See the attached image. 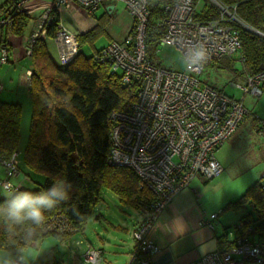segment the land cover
I'll list each match as a JSON object with an SVG mask.
<instances>
[{
    "label": "built area",
    "instance_id": "1",
    "mask_svg": "<svg viewBox=\"0 0 264 264\" xmlns=\"http://www.w3.org/2000/svg\"><path fill=\"white\" fill-rule=\"evenodd\" d=\"M27 1L19 0L13 12L23 10ZM198 2L174 0L165 6V17L159 21L164 33L158 47L172 46L180 51L186 61L184 71L159 66L148 56L150 0H53L32 21L29 54L35 40L47 35L54 15L63 9L77 5L94 13L103 4L123 3L133 17V28L126 41L111 42L94 55L95 61L109 65L111 73L118 75L124 85L134 83L137 87L131 110H114L110 114L112 146L108 159L110 165L132 169L141 187L154 194V200L142 209V218L134 231L131 262L151 264L152 257L160 251L154 231L164 209L180 191L189 189L198 177L208 182L222 174L224 167L217 152L250 114L244 104L245 96L250 93L261 96L264 91V70L254 75L245 73L246 82L239 85L243 95L238 99L201 80L203 71L221 59L238 56L244 65L245 57L236 28L241 21L235 13L212 0L221 12L220 18L199 19ZM12 23L13 14L0 19V30L12 27ZM56 38L62 59L66 60L72 52V57L78 53L76 35L60 22ZM198 53H203L202 59ZM9 58V45L0 43V64L8 63ZM4 88L0 82V92ZM259 125L264 133V120H259ZM21 163L19 149L10 158L0 155V165L6 170L0 183L13 182L21 173ZM260 181L264 187V173ZM217 216L213 213L206 225L214 229L211 221ZM245 223L240 221L234 229L226 231L227 249L202 255L189 264H264V241L253 238V225ZM43 231L67 234L77 233V228L63 213L57 212L46 219ZM103 259L99 247H89L84 255L86 264H102Z\"/></svg>",
    "mask_w": 264,
    "mask_h": 264
},
{
    "label": "trees",
    "instance_id": "2",
    "mask_svg": "<svg viewBox=\"0 0 264 264\" xmlns=\"http://www.w3.org/2000/svg\"><path fill=\"white\" fill-rule=\"evenodd\" d=\"M18 1L8 0L1 5L0 19L13 14V32L21 35L32 17L23 10L13 12ZM150 1L146 41L148 56L153 60L151 49L158 47L164 33L159 21L165 17V6L174 0ZM217 1L241 21L236 28L240 33L245 71L251 75L261 72L264 70V0ZM220 16L221 12L214 4H209L197 15L203 20ZM58 23L59 14L56 13L47 30L48 37L57 36ZM104 26L105 22L99 18L98 26L85 37L102 31ZM76 38L80 48L82 35ZM31 57L34 63L30 83L32 116L22 160L32 170L45 175L44 183L32 191L46 189L58 176L72 185L70 198L47 212L46 219L61 212L77 228V233H84L89 218L103 200V189L112 191L123 204L142 211L154 200V194L141 187V181L132 169L108 163L112 146L110 114L114 110H131L137 96L136 85H124L118 75L111 73L109 65L98 63L94 55L88 57L83 52H78L64 67L59 66L42 38L35 40ZM21 120L20 104L0 100V155L5 158H10L20 146ZM3 201L4 198H0V203ZM246 205H251L255 214L247 213L241 221L247 226L253 225V238L264 241V187L260 179L223 210H239ZM230 229L231 226L226 231ZM24 231L18 229L15 236H9L0 221V250L14 254L16 248L24 246ZM50 234L63 237L74 233H45L43 228L36 229L27 249ZM219 240L222 241V236Z\"/></svg>",
    "mask_w": 264,
    "mask_h": 264
},
{
    "label": "crops",
    "instance_id": "3",
    "mask_svg": "<svg viewBox=\"0 0 264 264\" xmlns=\"http://www.w3.org/2000/svg\"><path fill=\"white\" fill-rule=\"evenodd\" d=\"M52 2L53 0L46 3L42 11L35 15H31L30 11L22 8L32 17L23 34H15L12 27L0 30V42H6L10 47L8 63L0 64V82L5 87L0 92V100L18 103L22 107L21 139L18 148L22 152V158L28 143V138L26 140L28 130L24 129L23 120L24 117L32 116L30 83L34 63L31 54L28 53V42L33 33L32 21L38 18ZM99 18L105 22L103 30L85 37L98 26ZM59 22L76 36L82 35V45L78 52H83L88 57L95 55L111 42L126 41L134 24L133 17L123 3L103 4L94 13H88L76 5L60 11ZM109 22L115 23L116 26H111L107 30ZM106 33L109 37L106 43L97 46V37ZM42 39L46 42L48 52L57 65L64 67L73 59L72 57L67 61L61 58L60 46L56 37L45 35ZM218 89L221 90V88ZM238 130L235 134L238 133ZM218 159L224 167L223 162L225 161L219 157ZM224 172L225 167L222 174ZM263 173L264 165L258 168L254 181L258 182ZM5 176L6 170L0 165V180H3ZM44 181L45 175L29 168L23 160L21 173L13 179V182L20 185L23 190H35ZM215 182L214 180L207 182L202 177L196 178L189 189L180 191L164 209L154 231V239L159 244L160 251L152 257L151 264H189L202 255L229 247L226 228L230 227V223L225 222L223 216L225 210L223 209L228 203L239 199L240 196L230 197L224 190L225 185ZM102 192L104 198L110 191ZM0 198H4V196L0 195ZM136 211L137 213H131L120 209L116 212L108 210L104 204L99 205L89 218L84 233H74L63 237L51 234L54 236L48 235L32 244L26 250L30 253L29 264H86L84 255L89 247H99L103 250L102 264H140L131 262V252L135 246L134 231L142 218L141 211L139 209ZM213 213L218 214L211 221L214 224V229L205 223L211 220L210 217ZM241 218L235 223H239ZM221 236L222 241L219 240Z\"/></svg>",
    "mask_w": 264,
    "mask_h": 264
},
{
    "label": "rangeland",
    "instance_id": "4",
    "mask_svg": "<svg viewBox=\"0 0 264 264\" xmlns=\"http://www.w3.org/2000/svg\"><path fill=\"white\" fill-rule=\"evenodd\" d=\"M7 1L8 0H0V6L6 4ZM50 1L51 0H29L24 3L23 7L30 11L31 15H35L42 11L46 3ZM209 4H213L212 0H199L197 6L198 11L201 13ZM111 26L115 27L116 24L109 22L107 30ZM108 38L107 33L100 34L97 37V46H102L106 43ZM151 56L153 62L159 66L175 71H184L186 69L185 58L180 51L172 46H153L151 49ZM245 73L246 71L243 63L238 56H234V58L225 57L214 65L207 67L201 74V80L221 88V91L226 95L238 99L243 95L239 85H243L246 82ZM244 104L247 109H249V116L242 122L238 133L234 134L217 154V157L225 161L223 162L225 172L208 181L211 182L214 180L216 181L215 183L220 182V184H224V190L233 198L237 196L241 197L242 194L245 193V190L255 183L254 179L256 178L258 168L264 165V133L259 132V120H264V91L261 96H256L252 93L246 95ZM25 119H27V121H25ZM23 126L24 129L28 130L27 140L30 134L31 116L27 118L24 117ZM104 190L108 189H103V191ZM103 204L110 211L117 212L121 209L127 210V212L137 213V209L123 204L111 191L104 196L99 205ZM250 212L255 214L253 207H251V205H246L239 210L227 209L223 216L225 222L230 223L231 228L234 229L235 222H237L241 216Z\"/></svg>",
    "mask_w": 264,
    "mask_h": 264
},
{
    "label": "clouds",
    "instance_id": "5",
    "mask_svg": "<svg viewBox=\"0 0 264 264\" xmlns=\"http://www.w3.org/2000/svg\"><path fill=\"white\" fill-rule=\"evenodd\" d=\"M203 58V53H198ZM72 185L65 178L56 177L51 186L39 191L22 190L21 186L11 181L0 183V221L9 236H15L18 229L24 231V246L10 251H0V264H29L26 251L29 242L46 223V213L70 198Z\"/></svg>",
    "mask_w": 264,
    "mask_h": 264
},
{
    "label": "bare ground",
    "instance_id": "6",
    "mask_svg": "<svg viewBox=\"0 0 264 264\" xmlns=\"http://www.w3.org/2000/svg\"><path fill=\"white\" fill-rule=\"evenodd\" d=\"M68 49H70V48H68ZM73 53V52H72ZM72 53H70L69 54V56L67 57V59L66 60H68V59H70V58H72V56H73V54Z\"/></svg>",
    "mask_w": 264,
    "mask_h": 264
},
{
    "label": "water",
    "instance_id": "7",
    "mask_svg": "<svg viewBox=\"0 0 264 264\" xmlns=\"http://www.w3.org/2000/svg\"><path fill=\"white\" fill-rule=\"evenodd\" d=\"M215 1H217V0H215ZM250 29V28H249ZM252 31H254V32H256V33H259V34H261V35H263L261 32H259V31H256V30H254V29H251Z\"/></svg>",
    "mask_w": 264,
    "mask_h": 264
}]
</instances>
